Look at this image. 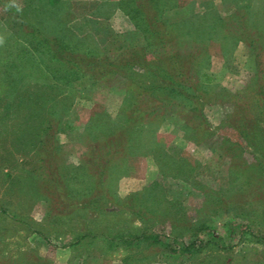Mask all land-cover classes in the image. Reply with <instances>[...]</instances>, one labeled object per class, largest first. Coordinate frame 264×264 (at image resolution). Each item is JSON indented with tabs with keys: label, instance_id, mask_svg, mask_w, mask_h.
<instances>
[{
	"label": "rangeland",
	"instance_id": "obj_1",
	"mask_svg": "<svg viewBox=\"0 0 264 264\" xmlns=\"http://www.w3.org/2000/svg\"><path fill=\"white\" fill-rule=\"evenodd\" d=\"M119 1L14 0L21 8L12 13L0 3V264H264V143L258 152L228 126L239 112L235 104L241 103L233 95L256 81L259 68L264 71V48L257 45L262 52L257 57L247 42L237 41L232 28L212 26L241 9L253 34L260 28L264 41V0H161L173 7L164 19L188 22L180 27V42L192 41L195 34L204 37L206 30L215 35L208 49V68L216 81L203 111L207 133L200 137L189 113L176 114L178 118L168 114L153 120L133 141L131 152L120 156L122 172L109 182L110 189L121 201L136 195L142 218L116 206L104 213L80 210L63 220L55 216L58 209L48 216L51 202L37 176H50L49 169L39 168L41 117L53 109L61 121L58 152L72 175L99 148L94 139L110 126L104 121L125 122L126 79L119 74L95 79L85 72L92 66L90 55L115 51L122 36L134 30L130 17L117 7ZM63 35L84 43L69 49L80 68L57 60L38 40ZM131 42H139L137 35ZM94 66L103 69L101 62ZM30 106L36 120L26 140ZM87 178L81 170L75 182L83 193L93 188ZM80 198L76 205L87 196ZM248 223L255 235L242 232ZM202 225L223 247L182 250L196 236H207ZM146 227L149 236L158 235L162 242L150 238L128 247L117 240L111 249L103 237L76 242L77 234L89 231Z\"/></svg>",
	"mask_w": 264,
	"mask_h": 264
},
{
	"label": "trees",
	"instance_id": "obj_2",
	"mask_svg": "<svg viewBox=\"0 0 264 264\" xmlns=\"http://www.w3.org/2000/svg\"><path fill=\"white\" fill-rule=\"evenodd\" d=\"M54 1L58 0H49V3H54ZM0 3L10 13L21 8L14 0H0ZM116 4L130 17L134 30L123 35L124 37L122 36L115 51L104 52L99 56L90 55L92 59L88 63L92 66L85 72H89L95 79H104L114 74H119L126 79V95L122 105L125 122L118 119L114 123H110V118L107 122L104 121V123L109 122L110 126L107 127L104 135L96 136L94 139L96 142L98 141L99 148L85 163L79 165L80 171L77 170L73 175L66 170L58 152L57 134L62 131L63 125L61 121H56L55 111L49 109L46 116L41 117V123L39 122V137L41 139L37 141V144L42 146L39 151L41 162L39 168L49 169L50 176H44L42 173H38L37 176L41 183L42 194L49 197L51 202L48 216L54 213L53 210L58 209L60 213H55L58 220L72 218L79 214L80 210L86 209L104 213L112 206L128 209L142 218V208H140L136 195L128 198L127 202L124 199L121 201L114 196V192L110 189L109 182L122 172V166L118 162L120 156L131 152L133 141L145 130H148L149 124L153 120H157L159 117L163 120L168 114L177 117L176 114L181 112L189 113L198 122L197 131L200 137L204 136L208 130L205 126L207 121L203 117V111L205 104L211 102L209 86L216 81V73L208 68L211 58L208 49L215 35L210 36V32L206 30V36L195 34L192 41L184 44L178 38L179 31L180 27H185L188 22L170 23L164 19V14L170 6L163 4L161 0H120ZM218 23L232 28L236 34L232 29L231 32H234L237 41L247 42L256 52V56H261V50H257L259 43H262L264 48V41L259 36L261 29L258 28L257 32L253 34L254 26H249L251 20L247 13L238 9L235 13L227 15L225 20H218L212 26L214 27ZM134 35L138 37L137 44L131 42ZM227 36L229 35H225L223 38L229 39ZM38 40L57 60L74 63L77 68H80V64L76 62L77 57L73 56L75 58L73 59L69 49L71 50L76 44L83 45V42H73V38L67 40L64 35L62 37L40 36ZM129 40L131 41L129 42ZM83 55L89 56L85 53ZM83 55H79L80 60ZM94 62H101L103 69L95 67ZM263 72L259 68L256 81L248 84L240 93L233 95L241 103L235 104V110L239 109V112L237 117L234 116L232 122L228 124L247 140V144L257 147L256 151L258 152L263 151L261 143H264ZM140 100L142 101L140 102ZM33 108L30 106L28 117L24 119V124L27 123V126L24 127V139H28L26 135H29L34 128L32 126L36 118H34L35 114L31 113ZM88 125L94 126L90 122ZM47 136L49 139L45 140ZM258 141H261L259 146L255 143ZM81 170L86 172L88 183L93 185L91 192H84L85 194L83 193L84 189L75 186L77 178L81 175ZM88 189H90L89 185ZM83 195L87 196V199L82 205H76V202L81 200L80 197H84ZM61 220L60 223H63ZM202 227L208 231L207 236H196L194 240L184 245L182 250L201 249L210 244L223 247L222 240L214 235L209 226L202 225ZM34 230L37 231V229ZM150 230L151 228L146 227L138 231L113 233L98 230L89 231L87 234H77L76 242L81 243L85 239L92 241L103 237L106 241L104 242L105 248L107 245L109 249L120 243L117 240H121L128 247L137 245L142 240L149 241L150 238L153 240L152 242L161 243L162 240L158 238V235L149 236ZM253 230L252 225L248 223L242 232L254 233ZM37 232L42 235L40 230ZM260 237L263 240L264 233H261Z\"/></svg>",
	"mask_w": 264,
	"mask_h": 264
},
{
	"label": "clouds",
	"instance_id": "obj_3",
	"mask_svg": "<svg viewBox=\"0 0 264 264\" xmlns=\"http://www.w3.org/2000/svg\"><path fill=\"white\" fill-rule=\"evenodd\" d=\"M19 10V9H18Z\"/></svg>",
	"mask_w": 264,
	"mask_h": 264
}]
</instances>
